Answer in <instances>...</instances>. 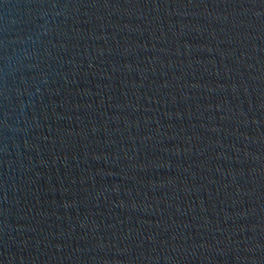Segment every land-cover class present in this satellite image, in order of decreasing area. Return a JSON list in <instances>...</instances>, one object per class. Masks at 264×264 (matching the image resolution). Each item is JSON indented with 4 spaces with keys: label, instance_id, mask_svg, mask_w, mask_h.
I'll return each instance as SVG.
<instances>
[{
    "label": "water",
    "instance_id": "95a60500",
    "mask_svg": "<svg viewBox=\"0 0 264 264\" xmlns=\"http://www.w3.org/2000/svg\"><path fill=\"white\" fill-rule=\"evenodd\" d=\"M0 264H264V0H0Z\"/></svg>",
    "mask_w": 264,
    "mask_h": 264
}]
</instances>
